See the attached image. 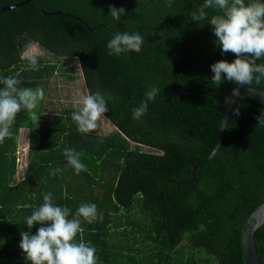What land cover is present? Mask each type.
<instances>
[{"label":"trees","instance_id":"trees-1","mask_svg":"<svg viewBox=\"0 0 264 264\" xmlns=\"http://www.w3.org/2000/svg\"><path fill=\"white\" fill-rule=\"evenodd\" d=\"M23 1L0 0V8ZM203 3L174 0L168 8L165 0H43L41 12L32 0L0 15V89L3 78L19 73L20 87L45 93L35 109L38 124L22 109L12 136L0 143V264H30L19 247L21 232L35 235L42 226L28 229L26 218L45 193L55 206L71 209L69 219L81 203L97 206L95 222L81 218L97 264H243L242 226L264 203V126L256 119L263 107L237 96L214 157L193 182L181 184L215 147L223 117L216 99L237 87L211 82L212 64L237 57L222 54L209 22L190 20ZM110 6L125 9L121 21L109 16ZM207 11L209 18L215 14ZM117 31L143 36L142 51L110 55L107 43ZM25 34L40 45L37 71L21 59ZM58 73L69 81L81 74L86 95L105 97L111 132L81 133L71 118L81 106L47 102ZM153 86L160 89L156 103L133 119L132 109ZM250 88L264 91V81ZM22 129H29V145L20 175ZM66 148L81 153L86 171L77 175L68 166ZM55 168L62 172L52 175ZM254 240L264 264V225Z\"/></svg>","mask_w":264,"mask_h":264},{"label":"clouds","instance_id":"clouds-1","mask_svg":"<svg viewBox=\"0 0 264 264\" xmlns=\"http://www.w3.org/2000/svg\"><path fill=\"white\" fill-rule=\"evenodd\" d=\"M174 0H165V6L171 8ZM215 14L209 18L208 11ZM125 9L109 7V16L115 21H121ZM190 20L201 23L207 21L213 26L217 38L215 44L221 48L222 54L232 53L237 57L232 63L225 60L212 64V84L220 87L225 81L234 85L250 87L253 83L260 85L264 81V63H257L264 58V0H204L197 10L191 12ZM126 22V21H125ZM21 49V59L28 61V68L39 70L38 56L40 45L38 41L27 38ZM144 44V37L139 33L117 31L107 43L109 54L120 56L128 53H140ZM3 78V89H0V143L11 137L12 128L17 114L22 110L28 111L34 124H38L39 117L34 109L45 98L43 88L20 87L21 81L17 76ZM237 87L233 89L235 93ZM160 89L149 88L144 93V99L139 106L132 109L133 119L140 120L148 111L149 103H156ZM79 111L72 113V120L76 122L78 131L89 134L99 127V122L107 120L108 112L105 97L100 93H89L79 102ZM239 115V110H234ZM258 125L264 126V109L256 117ZM64 155L67 164L78 175L86 171L81 162V153L72 148H66ZM62 169L55 168L52 175L61 173ZM43 204L26 218L28 229L34 225H42L35 235L21 232L20 249L26 255L30 264H97L96 249L83 240V221L91 224L97 219L95 204L81 203L75 216L69 219L71 209L55 206L51 193H45ZM23 207H32L23 205ZM46 225V226H43ZM79 242H76L77 234Z\"/></svg>","mask_w":264,"mask_h":264},{"label":"water","instance_id":"water-1","mask_svg":"<svg viewBox=\"0 0 264 264\" xmlns=\"http://www.w3.org/2000/svg\"><path fill=\"white\" fill-rule=\"evenodd\" d=\"M32 0H24L21 3L14 4L11 6L1 7L0 8V15L23 7L27 5ZM38 9L43 12V0H35ZM58 13H53V15H57ZM82 24H84L81 20H79ZM179 93H190L191 92H185V91H179ZM197 95H202V93H197ZM237 96H245L264 109V91L256 90L250 87L246 86H237V91L234 93L231 91L227 96H225L223 99L218 100L216 99V102L221 106L223 110V117L219 129V135L217 138V142L215 144V147L213 148L211 154L208 156L207 159L204 161L198 163L197 165L193 166L190 171V177L191 180L189 182H181V184H190V182H193L195 180V172L196 170L200 169L206 162H208L210 159H212L216 153V151L219 149L221 140L225 131L226 123L228 121L229 114L231 112L232 105L234 103V100ZM211 97V96H210ZM264 225V203L261 204L256 210L249 216V218L246 220L244 225L241 229V252H242V260L243 264H262L255 245V233L260 230Z\"/></svg>","mask_w":264,"mask_h":264},{"label":"rangeland","instance_id":"rangeland-1","mask_svg":"<svg viewBox=\"0 0 264 264\" xmlns=\"http://www.w3.org/2000/svg\"><path fill=\"white\" fill-rule=\"evenodd\" d=\"M41 53V51H40ZM64 61V60H63ZM75 69H79V64L77 60L72 61ZM48 93L47 102L53 104L54 107L67 106L73 107L75 105L82 106L79 102L82 97L85 96V87L81 74L76 73V79L69 81L63 79L60 73L56 74L47 87ZM46 107L48 105L46 104ZM36 112V110L34 109ZM30 118V117H29ZM33 123V122H32ZM34 124V123H33ZM99 134H106L112 131L111 125L106 121L102 120L99 122V127L95 130ZM19 173L23 170L26 165V158L28 155V145H29V129H22L19 133Z\"/></svg>","mask_w":264,"mask_h":264},{"label":"crops","instance_id":"crops-1","mask_svg":"<svg viewBox=\"0 0 264 264\" xmlns=\"http://www.w3.org/2000/svg\"><path fill=\"white\" fill-rule=\"evenodd\" d=\"M26 162H27V158H26ZM26 171V165L24 166L23 170L20 172V175L24 174Z\"/></svg>","mask_w":264,"mask_h":264},{"label":"flooded vegetation","instance_id":"flooded-vegetation-1","mask_svg":"<svg viewBox=\"0 0 264 264\" xmlns=\"http://www.w3.org/2000/svg\"><path fill=\"white\" fill-rule=\"evenodd\" d=\"M83 22V21H82ZM82 24V23H81ZM83 26H85V23L84 24H82ZM88 30H90V31H92L93 29H91V28H89Z\"/></svg>","mask_w":264,"mask_h":264},{"label":"built area","instance_id":"built-area-1","mask_svg":"<svg viewBox=\"0 0 264 264\" xmlns=\"http://www.w3.org/2000/svg\"><path fill=\"white\" fill-rule=\"evenodd\" d=\"M18 171H19V167H18Z\"/></svg>","mask_w":264,"mask_h":264}]
</instances>
